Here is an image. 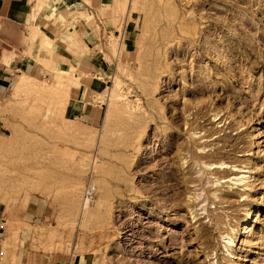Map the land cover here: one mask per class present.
I'll return each instance as SVG.
<instances>
[{
	"label": "rangeland",
	"instance_id": "obj_1",
	"mask_svg": "<svg viewBox=\"0 0 264 264\" xmlns=\"http://www.w3.org/2000/svg\"><path fill=\"white\" fill-rule=\"evenodd\" d=\"M114 11L101 51L114 72L46 64L0 106L2 262L26 251L66 264H226L231 237L230 264H264V0H115ZM83 103L96 120L77 117ZM217 161L247 164L250 187L202 164Z\"/></svg>",
	"mask_w": 264,
	"mask_h": 264
},
{
	"label": "crops",
	"instance_id": "obj_2",
	"mask_svg": "<svg viewBox=\"0 0 264 264\" xmlns=\"http://www.w3.org/2000/svg\"><path fill=\"white\" fill-rule=\"evenodd\" d=\"M36 4L37 0H0V106L10 96L22 73L31 77L50 74L46 64H66L76 73L92 76L98 73L100 77L115 71L117 59L113 58V63L109 64L101 54L105 37L110 31L116 32L115 0H50L49 5L38 13V20L34 21ZM84 11L86 13L81 15ZM124 26L121 37L125 32H132L127 16ZM34 30L38 33L37 39L31 38ZM129 47L126 44L124 52H130ZM97 111L95 104L87 107L83 103L76 115L83 121L92 122L96 120ZM40 216L47 220L52 212L45 207L41 209ZM1 241L0 236V264H7L2 262L5 252ZM33 254L28 256L25 251L20 260L17 254L16 260L19 264L71 262L70 258L58 259L53 253ZM5 257L9 259L11 255L6 254Z\"/></svg>",
	"mask_w": 264,
	"mask_h": 264
},
{
	"label": "bare ground",
	"instance_id": "obj_3",
	"mask_svg": "<svg viewBox=\"0 0 264 264\" xmlns=\"http://www.w3.org/2000/svg\"><path fill=\"white\" fill-rule=\"evenodd\" d=\"M48 0H37V4H36V9H39V8H41V7H47L48 6V2H47ZM129 3H131V0H127V10H128V7H129ZM34 5H35V2H34ZM38 11L35 13V16H34V21H37L38 20ZM29 24V23H28ZM34 24H35V22H34ZM40 24V23H39ZM38 24V25H39ZM37 25V24H36ZM35 25V28L37 27ZM43 25V24H42ZM34 28V29H35ZM43 28H45V27H43ZM36 30H38V28H36ZM36 32V31H35ZM39 32V31H38ZM38 34V33H37ZM42 34V33H41ZM40 35V34H39ZM33 37H35V35L33 36ZM40 37V36H39ZM43 37H44V35H43ZM42 37V39H44ZM38 37H37V35H36V39H37ZM41 39V40H42ZM39 40V39H38ZM57 77V76H56ZM60 77V76H59ZM56 79H60V78H56ZM74 79H77V77L76 76H74ZM25 82L23 81V77L20 75L18 78H17V81H16V83L14 84V88H16V89H19V88H21V86L24 84ZM58 85V84H57ZM219 118V117H218ZM197 133V132H196ZM260 131H258V135L257 136H260ZM200 149L202 148L203 149V147L201 146V147H199ZM223 147L221 146V147H215V148H213V150L210 152V154H214V153H217V152H221L223 149H222ZM224 151V150H223ZM239 151V150H238ZM191 152H194L193 154L192 153H190V154H192V156H193V158L195 157V153H198L197 155H199V156H202L203 157V154H204V152L203 151H199V149L197 150L196 149V151H191ZM196 155V156H197ZM226 162H223V161H217V162H202V164H203V167L205 168V170L208 172V170L210 171V170H212V169H214V170H216L215 172H217V170H219V172L221 171V169L222 170H225V169H228V170H231V171H233V172H235L237 175H235L234 177H231V178H234L236 181L237 180H243V181H241V182H243V185L245 186V187H250V181L251 180H253V178H252V175L251 174H249V173H247V174H239V173H241V172H248V170H247V168L245 169V167H247L246 165L247 164H241V163H238V164H236V163H233V164H225ZM241 164V165H240ZM249 169V168H248ZM213 171V170H212ZM212 171H210V172H208L209 174L210 173H212ZM207 173V174H208ZM214 173V172H213ZM225 173V172H224ZM213 175V174H212ZM221 178H224L223 176H217L216 178H215V181H214V179H211L210 177H208V178H206V182H210V183H214V182H220L219 180L221 179ZM226 180H228V179H224V180H221V182L222 181H226ZM233 180V179H232ZM191 182H194V180H190ZM215 184V183H214ZM212 185V184H211ZM213 186V185H212ZM228 187V186H227ZM229 189V188H228ZM201 195V193H196L195 194V197H199ZM232 195V193H230V192H227V191H224L223 192V194L218 198V202H222V199L224 198H229V196H231ZM213 196L214 197H217L218 195H216V193L214 192L213 193ZM247 196V195H246ZM229 200V199H228ZM226 201V202H229V201ZM224 201V200H223ZM82 205H85V203L84 204H82ZM201 208L202 209H204L202 206H201ZM247 215H249V213H248V211H247ZM205 234H200V233H198L197 234V236L198 237H201V236H204ZM206 237H207V234L205 235ZM227 236V235H226ZM228 246H230L229 247V249L230 250H228L227 251V253H226V259H225V263L226 264H230V262L227 260L228 258H233V254H232V251H233V247H232V243H233V241H234V239L233 238H231V237H228ZM227 246V247H228Z\"/></svg>",
	"mask_w": 264,
	"mask_h": 264
},
{
	"label": "built area",
	"instance_id": "obj_4",
	"mask_svg": "<svg viewBox=\"0 0 264 264\" xmlns=\"http://www.w3.org/2000/svg\"><path fill=\"white\" fill-rule=\"evenodd\" d=\"M108 78H110V76H108ZM91 195H92V186L88 184L83 190V202L85 203L91 197Z\"/></svg>",
	"mask_w": 264,
	"mask_h": 264
}]
</instances>
